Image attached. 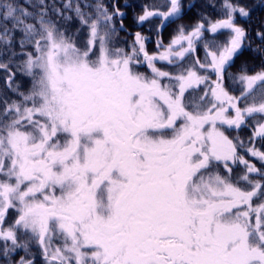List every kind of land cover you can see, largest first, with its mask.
<instances>
[{"label": "snow or ice", "instance_id": "snow-or-ice-1", "mask_svg": "<svg viewBox=\"0 0 264 264\" xmlns=\"http://www.w3.org/2000/svg\"><path fill=\"white\" fill-rule=\"evenodd\" d=\"M220 7L188 28L182 0L143 5L138 25L177 24L150 54L140 32L118 46L115 0H0L3 264H36L33 247L44 264H264V63L229 71L252 13ZM243 128L247 144L227 134Z\"/></svg>", "mask_w": 264, "mask_h": 264}, {"label": "rangeland", "instance_id": "rangeland-1", "mask_svg": "<svg viewBox=\"0 0 264 264\" xmlns=\"http://www.w3.org/2000/svg\"><path fill=\"white\" fill-rule=\"evenodd\" d=\"M90 1L91 0H89V2ZM93 2L95 3L96 0H94ZM104 2L106 4H108V5H110L109 3L113 2V1L112 0H104ZM136 2H139V1L136 0ZM56 3H57L58 6H60L61 3H62V0H56ZM124 3H126V2L124 1ZM159 3H160V0H158L156 3L155 2H151V4H149V5H153V4L158 5ZM142 6H140L138 8V10H136L135 14L132 17L133 24H132L131 27L133 29H137V30L126 31V32L125 31H121L119 33V43H118V46L127 48L128 45L132 42L134 34L136 32H140L143 36L148 37V40L146 42V47H147L148 52L150 54H152V53L157 52V41L158 40H162L163 41V44L165 46H167L170 43V41L172 40V38H173V36L175 34V31L174 32H172V31L165 32V35L166 36L163 37V34H164L163 31H164V29H163L161 35H159V36L157 35V25L159 24V21L158 20L153 19V20H151L149 22H145L143 25H138L137 23H135V18L138 15L143 14L142 13ZM184 10H186V8ZM66 14L67 15H74L73 13H66ZM53 18L55 19V17H53ZM191 26L192 25H190L189 27L187 26V27L190 28ZM76 27H78V23L74 21L73 22V25H72V29L75 30ZM129 33H132L133 35H129ZM85 35H86V30H84L83 32H81L80 35H79V37H77V38L80 39V40H82V39L85 38ZM216 37H218V39H217L218 42H223L227 38V33L226 32L218 33ZM210 38H211L210 34L205 33V40L210 39ZM246 45L248 46V44H246ZM251 45L252 46H257V47L264 48V45L261 44V41L258 38H256L254 41H252L251 42ZM248 47H250V46H248ZM263 50L264 49H260V52H258L257 50H254L253 47H251L250 51H248V48H246L245 51H248V52L245 53V60L248 59V62H250L249 59L251 61H253V62H250L252 64V66H254V64L263 63V61H264V52H263ZM160 51H163V49H160ZM197 54L201 58H203V56H204L203 42H200L197 45ZM157 66L158 67H161V68H164L165 70H168V71H174L173 68L167 67L163 63L158 64ZM140 71L145 72L146 74H148V69L146 67H142L140 69ZM4 75H5L4 73L0 72V91L4 90ZM18 81H20V77H18ZM21 82L24 83V86L25 87L27 86L26 79L23 80V81H21ZM233 94H236V95L239 94V92H238V86H237V92H233ZM259 165H260V163H259ZM259 167H261V165ZM35 248L36 247H33V249H35ZM36 249L39 250L38 248H36ZM19 255H23V252H20ZM35 255H36V264H44L43 257L40 255V253H38V254L35 253ZM16 258H18V256ZM0 264H3V261H0Z\"/></svg>", "mask_w": 264, "mask_h": 264}, {"label": "trees", "instance_id": "trees-1", "mask_svg": "<svg viewBox=\"0 0 264 264\" xmlns=\"http://www.w3.org/2000/svg\"><path fill=\"white\" fill-rule=\"evenodd\" d=\"M93 1L94 0H91L90 2L94 3ZM124 1L126 3H124ZM138 1L139 2H136V0H115L117 5L121 8V11L126 13L124 27L127 29V31L137 30L131 27L133 24L132 17L136 10H138V8L144 4L149 5L151 2L156 3L158 0ZM20 2L23 3V0H20ZM112 3L113 2L109 3L110 5H108L110 9ZM182 3L185 5L186 10H184L183 18L178 20L177 23H182L188 27L190 25H194L195 22L201 18V16H207L211 19H219L222 16V9L220 7L222 0H182ZM240 3L246 5L251 11L252 15L250 19L238 17L237 22L249 30L250 35L248 40L254 41L257 38L254 30L258 29L261 23L264 22V0H240ZM124 5L130 6L124 7ZM176 27L177 24H169L166 28H164L163 37L166 36L165 32H174Z\"/></svg>", "mask_w": 264, "mask_h": 264}, {"label": "flooded vegetation", "instance_id": "flooded-vegetation-1", "mask_svg": "<svg viewBox=\"0 0 264 264\" xmlns=\"http://www.w3.org/2000/svg\"><path fill=\"white\" fill-rule=\"evenodd\" d=\"M216 39H218V37H216ZM251 42H252V41H249V40H248V43H247V44H248V46H250V47H248V46L246 45V47H245L244 50H243V55H241V56L236 60L235 65L229 70L230 72H232V73L237 72L238 69L240 68V66H241L242 63H247V66H248V68H249L250 71H251L252 69L259 70V68H260V66H261L262 63L254 64V66H252V64L250 63L251 60H249L250 62L247 61L248 59L245 60V53L248 52V51H250L251 47H253L254 50L259 49L258 52H260V49H264V48H262V47H257V46H252V45H251ZM246 48H248V51H245ZM263 52H264V50H263ZM263 63H264V61H263ZM235 92H237V91H235ZM227 134H228L230 137H237V136H238L241 140H243V141L247 144L248 141H249V138H250V136H251V130H250V128H243V129H241V130H239V131H235V130H233V131H229ZM256 147L259 148L261 151H264V143L258 141V142L256 143ZM238 151H240L241 154L244 155L243 150H239V149H238ZM245 158H246V159H250V161H251L252 163H255L257 167L260 166V165H259V162H258L255 158H251V157H249V156H247V155H245ZM14 217H15V213L12 212V211L10 210V212H9V220L14 219ZM33 251H34L36 254L39 253V250H37L36 248L33 249Z\"/></svg>", "mask_w": 264, "mask_h": 264}]
</instances>
